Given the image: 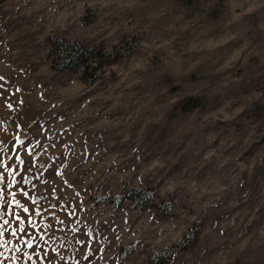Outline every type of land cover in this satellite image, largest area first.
I'll use <instances>...</instances> for the list:
<instances>
[{
    "label": "rangeland",
    "instance_id": "rangeland-1",
    "mask_svg": "<svg viewBox=\"0 0 264 264\" xmlns=\"http://www.w3.org/2000/svg\"><path fill=\"white\" fill-rule=\"evenodd\" d=\"M52 36L123 56L83 82ZM0 164V264H264V0L2 1Z\"/></svg>",
    "mask_w": 264,
    "mask_h": 264
},
{
    "label": "trees",
    "instance_id": "trees-1",
    "mask_svg": "<svg viewBox=\"0 0 264 264\" xmlns=\"http://www.w3.org/2000/svg\"><path fill=\"white\" fill-rule=\"evenodd\" d=\"M4 0H0V3ZM50 54L56 63L58 71L80 70V79L83 82L94 81L104 73V67L113 63L123 56V51L118 48L112 50L96 49L83 41H69L65 38L52 36L49 40ZM197 101V100H196ZM196 102H186V105L194 106ZM187 107V106H186ZM155 193L150 189L133 187L126 199L138 207L148 206L154 199ZM170 256L162 254L160 264L170 261Z\"/></svg>",
    "mask_w": 264,
    "mask_h": 264
},
{
    "label": "snow or ice",
    "instance_id": "snow-or-ice-1",
    "mask_svg": "<svg viewBox=\"0 0 264 264\" xmlns=\"http://www.w3.org/2000/svg\"><path fill=\"white\" fill-rule=\"evenodd\" d=\"M19 159V158H18ZM21 164H23L24 162L23 161H20ZM0 167H4V165L0 164ZM5 171H7V168H5ZM9 175H11V173H9ZM16 181L15 179L13 178V181H12V184H15ZM4 184V177L3 175H0V186H2ZM12 185H9V187H11ZM25 195H27V193H25ZM13 197H15V193H13ZM35 203V200L33 201ZM7 201L4 200L3 198V193L0 192V204H6ZM15 206L18 207V208H23V212L24 213H29L30 212V209L28 207H25L23 205H21L18 201L15 202ZM11 214V213H9ZM37 216L40 215L39 212H36L35 213ZM3 216H4V213L3 212H0V220H3V224H0V238L3 237L4 235V232L7 231V229L4 227L5 225H8L9 227H11L10 225V222L9 220L7 219H3ZM16 220V223H17V227L16 228H13L12 229V236H17V233H22V234H25V235H30L28 232H27V228H26V223H27V226H30L32 228H36L37 225L34 223V221L31 219V218H28V217H20V216H16L15 218ZM45 227H48L47 225H45ZM40 239H43V236L40 237ZM33 240H35V237L32 238V240H28V241H25L24 243L26 244V246L28 248H33ZM4 244V241L2 239H0V246H3ZM20 249L17 248V251H19ZM28 259H31V257L29 256Z\"/></svg>",
    "mask_w": 264,
    "mask_h": 264
},
{
    "label": "built area",
    "instance_id": "built-area-1",
    "mask_svg": "<svg viewBox=\"0 0 264 264\" xmlns=\"http://www.w3.org/2000/svg\"><path fill=\"white\" fill-rule=\"evenodd\" d=\"M5 248H6L5 246L0 247V251H3ZM0 257H1V255H0ZM0 259L2 260V258H0Z\"/></svg>",
    "mask_w": 264,
    "mask_h": 264
}]
</instances>
